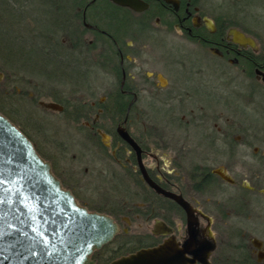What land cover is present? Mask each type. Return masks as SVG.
Returning a JSON list of instances; mask_svg holds the SVG:
<instances>
[{"label": "flooded vegetation", "instance_id": "af4514ba", "mask_svg": "<svg viewBox=\"0 0 264 264\" xmlns=\"http://www.w3.org/2000/svg\"><path fill=\"white\" fill-rule=\"evenodd\" d=\"M48 14L42 30L17 24L28 57L20 62L56 75L51 90L67 81L68 93L51 92L62 110L40 104L57 113L72 106L70 117L86 122L82 158L126 181L114 200L170 203L186 220L142 165L194 206L197 264L264 262V0H68ZM163 223L185 243L186 223L164 216L142 248L169 237L155 232Z\"/></svg>", "mask_w": 264, "mask_h": 264}, {"label": "water", "instance_id": "95a60500", "mask_svg": "<svg viewBox=\"0 0 264 264\" xmlns=\"http://www.w3.org/2000/svg\"><path fill=\"white\" fill-rule=\"evenodd\" d=\"M44 106L63 109L54 103ZM121 135L140 154L126 129ZM141 167L148 183L184 209L188 238L182 244L169 235L173 229L163 223L162 229L155 231L169 235L162 243L108 264H197L193 256L194 206L182 195L164 191ZM75 198L54 174L51 162L0 111V264H96L94 252L112 242L121 228L112 216L91 211Z\"/></svg>", "mask_w": 264, "mask_h": 264}, {"label": "rangeland", "instance_id": "374dc122", "mask_svg": "<svg viewBox=\"0 0 264 264\" xmlns=\"http://www.w3.org/2000/svg\"><path fill=\"white\" fill-rule=\"evenodd\" d=\"M58 1L64 2L68 0ZM29 15L31 17H27L22 21L24 28L43 27L40 22L42 17H38V15H45L43 12H37L35 10L34 12H29ZM46 15L50 16V14ZM6 27L3 24V28ZM4 31L8 35L7 29H4ZM14 32L11 33L12 36H16ZM44 33L46 34L47 32ZM2 39L0 32V44L4 41ZM14 63L13 67L10 66L6 58L0 55V73L3 74L2 80L0 81V107L7 114L12 115L14 122L21 128H25L27 133H29L35 148H38V152H41L44 158L51 162L53 172L62 181L63 186L75 188L79 196L78 199L80 200L78 202L81 205L86 206L91 211L106 213L112 216L116 222H121L120 227L126 230L121 236L119 235L121 241H128L130 238L133 242H147V239H144V237L148 235L152 238L150 232L155 219L164 216L172 222L175 221V223L185 225L186 220L184 214L167 211L168 204L170 203L150 200L143 202L142 199L140 200L135 197L133 200H129L127 197L123 201H115L114 199L117 198V194L126 188V181L122 180L121 184L118 180L111 181L109 170H98L95 161H88L82 158V151H85L84 137H87L90 133L89 127L85 125L86 122H82L79 118L70 117L69 111L72 109V106L68 112L57 113L53 110L46 109L40 104V101L45 104L55 103L51 98V92L54 95L57 94L56 91H59L58 94H61V96L65 95L64 93L67 92L65 90L67 81H62V86L57 85L60 88L51 90V84L59 81L56 75L46 74V71H43L38 65H34L30 61L22 63L15 60ZM19 72L27 79L21 80L18 76ZM67 73L70 79L78 80L76 74L70 73V71ZM94 77L96 76L92 75V79H95ZM7 118L9 117L7 116ZM155 122L159 124L160 120L157 119ZM141 127L142 124L140 122L132 123V129L135 132H140ZM107 128L111 131L114 130L111 125L109 127L107 126ZM86 140L89 142V139L86 138ZM85 146L88 148V143ZM73 176L78 179L74 180L72 178ZM133 187L131 188L133 189ZM134 188L140 192L143 189L141 185H135ZM108 212H111L113 215ZM118 242L119 240L115 238L109 244L117 246ZM104 247L101 249L103 250ZM92 259H95L97 264V258L92 256ZM261 264H264V262Z\"/></svg>", "mask_w": 264, "mask_h": 264}, {"label": "trees", "instance_id": "16d2710c", "mask_svg": "<svg viewBox=\"0 0 264 264\" xmlns=\"http://www.w3.org/2000/svg\"><path fill=\"white\" fill-rule=\"evenodd\" d=\"M61 4L62 2H59L58 0H0V32L3 38L2 41L4 40L2 44H0L2 49H0V55L6 58L10 66H14L15 60L21 61L20 57H23L22 59L24 60V62L28 61V57H24L21 54L22 46L18 44L16 36H12L11 34L12 32H14V30V33L16 34V25L25 18L31 17V15H29V12L31 13L36 10L37 12L40 11L45 14L38 15V17H42L40 22L46 27L48 25L47 20L50 18V16H47L46 14H48L50 8L57 9V7ZM3 24L5 25V27H8L3 28ZM4 29H7L8 35L5 34ZM0 111L14 122L13 116L7 114V112H5L2 107H0ZM19 128L21 127L19 126ZM21 130L28 136V138L31 137L29 133H27L25 128H21ZM39 153L41 154V152ZM177 207L179 208V206ZM108 213L112 214L111 212ZM120 238L121 237L116 238V240H119V242L117 243L118 245L116 244L117 246L109 244L105 246L103 250L96 252L94 256L97 258V264H108L112 260H115L123 255H127L136 252L139 249H142L144 245L143 241L133 242L132 239L130 240V238L128 241H121Z\"/></svg>", "mask_w": 264, "mask_h": 264}]
</instances>
